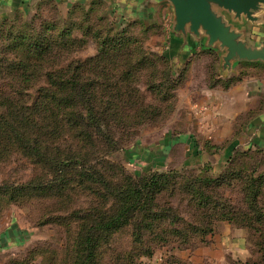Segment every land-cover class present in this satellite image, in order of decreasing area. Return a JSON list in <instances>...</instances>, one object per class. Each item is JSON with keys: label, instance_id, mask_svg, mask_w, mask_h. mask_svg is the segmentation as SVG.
Instances as JSON below:
<instances>
[{"label": "rangeland", "instance_id": "374dc122", "mask_svg": "<svg viewBox=\"0 0 264 264\" xmlns=\"http://www.w3.org/2000/svg\"><path fill=\"white\" fill-rule=\"evenodd\" d=\"M107 2L105 6L97 0H38L31 7H22L17 15L12 12L0 17V48L18 43L20 27L24 26L27 35L45 38L42 31L53 25L59 31H70L64 39L58 38V31L47 34L61 45L72 44L70 50L58 53L63 54V66L98 55L100 41L94 39V33L112 39L119 50L99 61L101 66L95 68L94 76L100 69L114 79L130 73L134 81L123 84L122 91L136 97L111 99L126 115L123 126L111 132L120 150L105 159L92 158L89 166L103 171V179L112 184L123 177L140 179L166 171L185 172L183 178L188 180L204 175L222 177L215 190L220 195L216 210H242L241 179L253 173L256 181L264 182V155L241 147L235 149L236 154L230 151V140H211L213 130L202 111L210 94L223 89L219 55L212 50L194 51L181 58L175 54L169 47L173 10L166 2L145 6L141 2ZM87 27L91 35L82 34ZM86 66L94 67L91 63ZM1 83L2 89L10 90L9 82ZM97 88L102 91V87ZM137 109L144 112L137 119L131 118ZM245 119L246 114H242L239 124ZM78 171L90 174L92 170ZM43 175L50 174L18 155L0 162V186L28 185L35 176ZM70 176L73 182L61 198H55L54 192L48 194L51 197L42 196L27 186L20 188L22 192L13 202L9 200L12 189L0 187V264H75L79 218L91 208L106 212L111 202L105 203L102 186L73 173ZM186 200L179 193L170 196L163 192L158 197L162 206L168 204L188 219L193 207L188 208ZM257 201L262 208L261 222L254 224L257 231L221 220L214 223L213 234L203 240L196 235L184 244L168 236L161 242L147 234L138 244L133 241L131 227H125L101 240L94 264H264V245L259 238L264 236V185Z\"/></svg>", "mask_w": 264, "mask_h": 264}, {"label": "trees", "instance_id": "16d2710c", "mask_svg": "<svg viewBox=\"0 0 264 264\" xmlns=\"http://www.w3.org/2000/svg\"><path fill=\"white\" fill-rule=\"evenodd\" d=\"M97 2L107 4L104 0ZM20 9L13 14L21 13ZM19 30L18 43L0 48V80L9 82L10 88L6 91L2 89L3 83L0 84V162L18 155L50 175L35 176L28 185L0 187L6 191L12 189L14 194L9 200L13 202L21 194L20 188L27 186L42 196L51 197L48 194L54 192L55 198H61L73 182L72 173L103 187L105 203L111 202L110 209L104 212L105 209L91 208L79 218L75 264H94L101 240L106 241L125 227H131L133 241L138 244L143 243L147 234L161 242H166L168 236L180 239L184 244L196 235L203 240L213 234L214 223L221 220L257 231L254 224H259L262 218V208L257 200L264 182L256 181L253 173L245 180L241 179L243 208L235 211L216 210L220 206V195L215 190L221 186L222 177L204 175L188 180L183 178L185 172L166 171L140 179L135 175L123 177L117 183H107L103 171L92 169L89 162L92 158L105 159L106 155L112 156L120 150L111 132L123 126L126 115L111 99L136 97L132 92L122 91L123 84L134 81L130 73L114 79V75L100 69L99 75L94 76L95 68L101 66L99 61L119 50L116 43L106 36L101 37L99 32L94 33V39L100 41L95 58L60 66L63 54L58 53L70 50L72 44L66 47L65 43L61 45L47 34L58 31V38L64 39L70 31H59L52 25L42 31L45 38H41L38 34L27 35L24 26ZM82 34L91 35L92 31L87 27ZM88 63L94 67L88 69ZM222 81L225 89L236 79ZM97 86L102 87V91ZM109 90L116 93L110 95ZM259 106H264V97ZM143 112L144 109L133 110L130 117L137 119ZM237 128L234 135L241 132ZM229 144L232 145L231 140ZM235 149L233 153L238 154ZM85 169L92 171L90 174L78 171ZM163 192H169L170 196L175 193L186 196L188 208L193 207V211L189 208L188 219L168 204L162 206L159 203L158 197ZM259 238L263 246L264 236L260 234Z\"/></svg>", "mask_w": 264, "mask_h": 264}, {"label": "crops", "instance_id": "0c3cea01", "mask_svg": "<svg viewBox=\"0 0 264 264\" xmlns=\"http://www.w3.org/2000/svg\"><path fill=\"white\" fill-rule=\"evenodd\" d=\"M38 0H0V17L8 16L16 9L31 7ZM60 2H75L79 0H58ZM109 1L111 0H104ZM140 2L145 6L146 0H113L116 2ZM107 4H109L107 2ZM262 17L260 23L244 21L238 25L244 31L243 39L256 48L264 46V7L257 14ZM230 20V16H226ZM175 54L181 57L194 51L211 50L205 48L202 43H196L191 38L184 42L181 38L170 35V46ZM217 55H219L215 50ZM246 72V73H245ZM219 78L222 80L236 79L227 88L217 91L205 100L204 112L207 124H210L213 133L211 140L221 143L225 140L232 141V152L234 148H246L248 151L258 150L264 154V106L257 108L264 97V63L259 61H234L230 71L219 70ZM247 114V119L239 124V117ZM240 128L241 132L234 135V128Z\"/></svg>", "mask_w": 264, "mask_h": 264}, {"label": "water", "instance_id": "95a60500", "mask_svg": "<svg viewBox=\"0 0 264 264\" xmlns=\"http://www.w3.org/2000/svg\"><path fill=\"white\" fill-rule=\"evenodd\" d=\"M164 2L173 10L171 35L184 42L191 38L215 50L222 70L230 71L234 61L264 63V46L250 45L243 39L244 31L238 28L244 21L261 22L262 17L257 14L263 9L264 0H146L150 5Z\"/></svg>", "mask_w": 264, "mask_h": 264}]
</instances>
